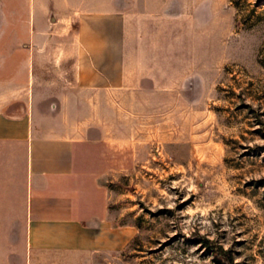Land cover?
I'll return each instance as SVG.
<instances>
[{"label":"crops","instance_id":"crops-1","mask_svg":"<svg viewBox=\"0 0 264 264\" xmlns=\"http://www.w3.org/2000/svg\"><path fill=\"white\" fill-rule=\"evenodd\" d=\"M0 2V264H104L137 229L115 224L83 148L100 126L79 120L72 99L97 113L120 91L204 97L210 21L180 13L179 0Z\"/></svg>","mask_w":264,"mask_h":264},{"label":"rangeland","instance_id":"rangeland-1","mask_svg":"<svg viewBox=\"0 0 264 264\" xmlns=\"http://www.w3.org/2000/svg\"><path fill=\"white\" fill-rule=\"evenodd\" d=\"M179 5L210 21L204 97L120 91L97 113L72 99L79 120L100 126L83 148L101 173L114 222L137 229L104 264H264V0ZM58 72L50 67L45 77Z\"/></svg>","mask_w":264,"mask_h":264}]
</instances>
